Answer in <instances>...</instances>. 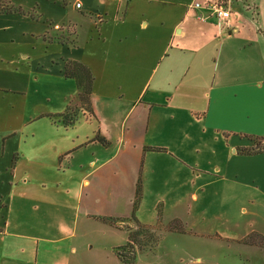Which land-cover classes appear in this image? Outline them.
I'll list each match as a JSON object with an SVG mask.
<instances>
[{
	"label": "crops",
	"instance_id": "crops-1",
	"mask_svg": "<svg viewBox=\"0 0 264 264\" xmlns=\"http://www.w3.org/2000/svg\"><path fill=\"white\" fill-rule=\"evenodd\" d=\"M218 1L6 0L25 13H0V264H126L129 233L201 214L264 253V151L237 153L264 141V0L198 18Z\"/></svg>",
	"mask_w": 264,
	"mask_h": 264
},
{
	"label": "rangeland",
	"instance_id": "rangeland-1",
	"mask_svg": "<svg viewBox=\"0 0 264 264\" xmlns=\"http://www.w3.org/2000/svg\"><path fill=\"white\" fill-rule=\"evenodd\" d=\"M210 215H197V227L192 231L190 226L184 232L176 229L168 231L165 226L159 232L144 229L139 232L135 229L139 233H129L134 245L127 256L136 255L134 264H264V253H251L255 249L227 241L220 236H205L209 230L213 233L219 225L214 214ZM155 235H160L157 243L153 239ZM109 247L95 246L92 254L106 256L111 252ZM122 253L126 255L125 251Z\"/></svg>",
	"mask_w": 264,
	"mask_h": 264
},
{
	"label": "trees",
	"instance_id": "trees-1",
	"mask_svg": "<svg viewBox=\"0 0 264 264\" xmlns=\"http://www.w3.org/2000/svg\"><path fill=\"white\" fill-rule=\"evenodd\" d=\"M0 13L4 14H9V13H25L20 7H12L8 3H6V0H0ZM29 15V14H28ZM63 75L66 78H71L73 79L78 88L81 89V93L79 94V97L83 99V101H87L88 95L90 94L91 86L89 85L90 83V78L86 75V70L82 69L81 65H78L75 62H67L64 67ZM72 109L69 108L66 113L63 115H60L59 119L61 120L62 124L64 126H70L75 122V117L71 111ZM261 141V144H258V142ZM261 151H264V141L263 140H257L256 145L254 147L250 148H238L237 153L239 155H254L258 154ZM149 229V228H147ZM168 231L172 230L171 228H167ZM129 241H131V234H129ZM126 252V255L122 253V251ZM132 249L130 244H127L123 246L122 248L116 249V255L118 258L121 260V262L126 263V264H131L134 261V256H127V253L129 250Z\"/></svg>",
	"mask_w": 264,
	"mask_h": 264
},
{
	"label": "built area",
	"instance_id": "built-area-1",
	"mask_svg": "<svg viewBox=\"0 0 264 264\" xmlns=\"http://www.w3.org/2000/svg\"><path fill=\"white\" fill-rule=\"evenodd\" d=\"M129 1V0H126ZM76 7L79 8L80 4H76ZM194 8H199V4H194ZM206 11L208 12L207 15L205 16H199L198 18L201 20H205L207 18L213 17L219 22H222L224 25H227L229 20H230V11L229 9L225 6V3L223 0H219L218 2L207 5L204 7ZM228 26V25H227Z\"/></svg>",
	"mask_w": 264,
	"mask_h": 264
}]
</instances>
